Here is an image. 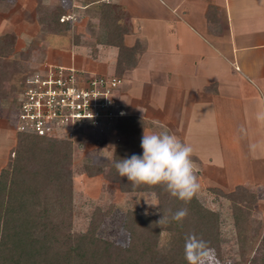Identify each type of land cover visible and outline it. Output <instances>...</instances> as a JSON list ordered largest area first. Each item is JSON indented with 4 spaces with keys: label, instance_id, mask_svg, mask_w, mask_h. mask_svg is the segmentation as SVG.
I'll return each instance as SVG.
<instances>
[{
    "label": "crops",
    "instance_id": "crops-1",
    "mask_svg": "<svg viewBox=\"0 0 264 264\" xmlns=\"http://www.w3.org/2000/svg\"><path fill=\"white\" fill-rule=\"evenodd\" d=\"M10 1L14 9L56 8L67 20L64 29L50 23L55 37H69L70 64L61 66L77 68L89 47V66L112 65L114 75L120 49L111 32L135 48L119 90L128 115L146 133L167 131L190 145L199 181L251 189L264 212V0Z\"/></svg>",
    "mask_w": 264,
    "mask_h": 264
},
{
    "label": "trees",
    "instance_id": "trees-1",
    "mask_svg": "<svg viewBox=\"0 0 264 264\" xmlns=\"http://www.w3.org/2000/svg\"><path fill=\"white\" fill-rule=\"evenodd\" d=\"M53 20L57 29L66 26L60 16ZM114 34L111 32L108 41L120 49L116 70L121 73L136 63L135 48L124 47L120 37ZM15 42L14 35L0 37V56H8ZM145 127V122L136 116L118 118L112 130L122 142L116 145L110 172L94 164L87 165L85 170L88 177L103 175L109 182L118 184L123 193L157 194L159 219H146L133 211L126 213L124 228L129 233V242L125 248L95 237L98 228L94 224L84 234L62 235L61 239V228L49 229L53 224L47 214L54 212V208L66 209L73 198L72 143L65 138L18 133L14 157L10 165L0 171V264H187L185 243L191 235L207 242L216 257L211 264H219L221 258L216 253L220 244V218L201 204L198 195L185 204L172 197L163 186L133 189L126 177L118 175L116 161L133 154L142 155ZM55 185L54 196L50 197ZM211 191L230 201L238 227L250 222V213L258 201L255 193L243 187L230 194L220 189ZM184 208L188 214L183 221L173 220L172 215ZM163 232L168 233L170 240L166 251L159 247ZM251 264H264V244L260 256H255Z\"/></svg>",
    "mask_w": 264,
    "mask_h": 264
},
{
    "label": "rangeland",
    "instance_id": "rangeland-1",
    "mask_svg": "<svg viewBox=\"0 0 264 264\" xmlns=\"http://www.w3.org/2000/svg\"><path fill=\"white\" fill-rule=\"evenodd\" d=\"M14 5L10 0H0V37L14 35L16 38L13 51L8 56H0V171L10 165L18 143L19 134L16 132L18 104H20L19 97L24 90L26 79L45 65L70 64V54L66 51V49H71L69 37L64 32L60 34L61 37L57 38L52 31V27L54 29L57 27L56 24L52 26L53 18L57 15L56 8L40 10L37 6H32V8L25 6L14 9ZM22 36H28L27 40ZM62 41L68 44L62 48L54 47V45H61ZM86 48L85 54H77L74 65L84 70L86 74L89 73L88 69L94 70L97 75L112 74V65L107 68L98 67L96 71L94 67L89 66L86 61L95 59L96 55L89 47ZM57 49L61 52L56 53ZM80 58L86 59L84 63H81ZM125 69L119 73L115 67L114 74L128 78L127 74L124 77ZM122 97L123 95L118 94V101L125 106ZM130 116H135V114ZM121 140L115 130L99 134L81 132L75 139L67 140L72 143L73 198L66 209L54 208L51 214L47 212V219L53 224V227L51 225L49 229L55 231L62 229L60 239L62 235L68 237L84 234L94 224L98 228L95 237L125 248L129 242V233L124 228L127 212H137L146 219H159V199L156 193H123L118 184L109 182L103 175L94 178L85 174L86 166L89 164L103 166L105 172L109 173L112 156L116 145L122 142ZM205 172L207 174V171ZM201 174V171L197 170L198 179L202 176ZM199 184L198 196L201 204L215 212L220 218V244L216 253L221 258L219 264H251L255 256H260V249L264 244L263 209L259 211V206L255 204L250 213V222L238 227L236 216L229 207L230 201L222 198L216 191H211L220 189L225 194H230L236 190H233L235 184L232 187L226 186L230 188V191L216 184H211L210 186L213 187L209 188L204 180H200ZM52 190L50 197L54 196L56 185ZM247 190L255 193L251 189ZM169 243L168 233H161L159 247L166 251L170 247ZM212 259H216L213 252L210 253V260Z\"/></svg>",
    "mask_w": 264,
    "mask_h": 264
},
{
    "label": "built area",
    "instance_id": "built-area-1",
    "mask_svg": "<svg viewBox=\"0 0 264 264\" xmlns=\"http://www.w3.org/2000/svg\"><path fill=\"white\" fill-rule=\"evenodd\" d=\"M123 83L116 75L45 65L25 81L16 132L71 141L81 132L112 131L118 118L128 116L118 101Z\"/></svg>",
    "mask_w": 264,
    "mask_h": 264
},
{
    "label": "clouds",
    "instance_id": "clouds-1",
    "mask_svg": "<svg viewBox=\"0 0 264 264\" xmlns=\"http://www.w3.org/2000/svg\"><path fill=\"white\" fill-rule=\"evenodd\" d=\"M258 119L264 120V114H260ZM156 124L162 127L159 122ZM141 148L142 155L133 154L130 158L115 162L118 175L126 177L133 189L140 186H163L172 197L185 204L190 203L200 190L196 165L192 160V147L177 136L161 131L144 132ZM187 214L186 208L180 209L172 215V219L183 221ZM211 251L207 242L194 235L186 239L187 264H211Z\"/></svg>",
    "mask_w": 264,
    "mask_h": 264
}]
</instances>
